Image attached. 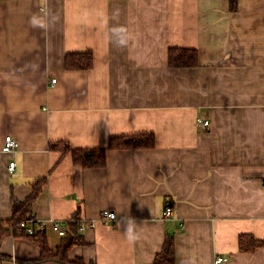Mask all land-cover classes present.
Returning <instances> with one entry per match:
<instances>
[{
  "label": "crops",
  "instance_id": "1",
  "mask_svg": "<svg viewBox=\"0 0 264 264\" xmlns=\"http://www.w3.org/2000/svg\"><path fill=\"white\" fill-rule=\"evenodd\" d=\"M236 5L0 0V219L10 218L12 195L24 200L47 178L37 219L96 221L70 259L152 264L172 233L176 264H264V245L239 248L241 233L264 240V0ZM170 47L196 49L197 64L171 66ZM87 51L91 67L66 66L67 54ZM138 133H155V146L108 148L102 167L52 145L107 148ZM7 135L19 141L11 152ZM105 208L117 213L112 224L99 219ZM41 233L60 244L49 223ZM0 253L11 256L0 264H62L24 262L41 247L14 233Z\"/></svg>",
  "mask_w": 264,
  "mask_h": 264
},
{
  "label": "trees",
  "instance_id": "2",
  "mask_svg": "<svg viewBox=\"0 0 264 264\" xmlns=\"http://www.w3.org/2000/svg\"><path fill=\"white\" fill-rule=\"evenodd\" d=\"M237 0H230V9H236ZM198 52L193 48L170 47L169 48V64L171 66H190L198 62ZM93 61L92 51L84 53H69L66 57L67 67H91ZM156 144L155 133H138L114 137L110 139L109 145L106 147L95 148H73L67 141L53 143V147L62 148L64 152H70L73 160L83 167H102L107 164L108 148H151ZM47 178L38 179L33 184V192L24 200H20L13 195L11 196V216L8 219H0V243L6 235L11 233L17 234L18 225L21 221L30 217L33 212L32 204L39 195L42 184ZM79 212H76L69 220H67V232L61 235L60 244L51 248L46 237L41 232L34 235L22 232L20 235L25 237L41 247V257L38 259H25L24 262H39L45 260H57L62 264H97L95 262L86 263L84 258L78 257L70 259L68 251L77 243H84V237L79 230ZM264 245V240L255 238L250 233H241L239 235V248L242 251H252L257 247ZM176 248L175 235L167 233L163 243L161 252H159L152 264H176ZM0 258H11L10 255L0 253Z\"/></svg>",
  "mask_w": 264,
  "mask_h": 264
},
{
  "label": "built area",
  "instance_id": "3",
  "mask_svg": "<svg viewBox=\"0 0 264 264\" xmlns=\"http://www.w3.org/2000/svg\"><path fill=\"white\" fill-rule=\"evenodd\" d=\"M56 81L55 78L52 79V82L54 83ZM200 121L206 126L209 125V121L208 120H202L200 119ZM18 146V140L13 137L12 135H7L5 137V141L3 144V150L4 151H11L14 148H16ZM15 162L12 161L10 162V171H13L15 169ZM172 214V208L171 207H167L165 210V216H170ZM100 221L103 222L104 224H112V222L114 220L117 219V213L114 210H111L109 208H105L103 210H101L100 212ZM49 223L51 225V227L57 231L59 234L63 235L65 234V227H64V222L62 220H49V222L47 220H39L36 218V216L34 214H32L29 218H27L26 220L22 221L19 225H18V230H17V234H21L22 232H25L26 234L29 235H34L36 232H41L43 229H45V225ZM79 227L80 230L83 232L87 229H93L96 227V221L95 220H90L88 218H84V217H80L79 219ZM228 260V256H218L216 258L217 262H224Z\"/></svg>",
  "mask_w": 264,
  "mask_h": 264
},
{
  "label": "clouds",
  "instance_id": "4",
  "mask_svg": "<svg viewBox=\"0 0 264 264\" xmlns=\"http://www.w3.org/2000/svg\"><path fill=\"white\" fill-rule=\"evenodd\" d=\"M30 24L33 26V27H45V24L40 20V18H38L37 16H33L31 19H30ZM121 44H124L125 41L124 40H121L120 41ZM131 239V237H130Z\"/></svg>",
  "mask_w": 264,
  "mask_h": 264
},
{
  "label": "bare ground",
  "instance_id": "5",
  "mask_svg": "<svg viewBox=\"0 0 264 264\" xmlns=\"http://www.w3.org/2000/svg\"><path fill=\"white\" fill-rule=\"evenodd\" d=\"M55 79H56V78H55ZM200 119H202V118H199V121H200ZM202 120H204V119H202ZM205 120H207V119H205ZM208 121H209V120H208ZM200 122H201V121H200ZM201 123H202V122H201ZM209 123H210V122H209ZM202 124H203V123H202ZM203 125H204V124H203ZM204 126H205V125H204ZM206 126H209V125H206ZM13 137H14V136H13ZM16 139H17V138H16ZM18 145H19V141H18ZM17 147H18V146H17ZM17 147H16V148H17ZM16 148H14V149H16ZM14 149H13V150H14ZM13 150H11V151H13ZM11 151H5V152H11ZM11 162H12V161H11ZM14 162H15V161H14ZM15 165H16V162H15ZM9 167H10V164H9ZM15 167H16V166H15ZM9 171H10V169H9ZM10 172H12V171H10ZM167 207H171V206H167ZM171 208H172V207H171ZM32 214H34V212H32ZM32 214H31V215H32ZM172 214H173V209H172ZM172 214H171V215H172ZM31 215H30V216H31ZM34 215H35V214H34ZM171 215H170V216H171ZM166 217H169V216H166ZM25 220H26V219H25ZM23 221H24V220H23ZM21 222H22V221H21ZM63 225H64V227H65V230H66L65 233H66L68 227L66 226L65 222H64ZM50 226H51V225H50ZM51 229L54 230L52 227H51ZM79 230H80V227H79ZM54 231H55V230H54ZM80 231H81V230H80ZM56 232H57V231H56ZM81 232H82V231H81ZM36 233H37V232H36Z\"/></svg>",
  "mask_w": 264,
  "mask_h": 264
}]
</instances>
